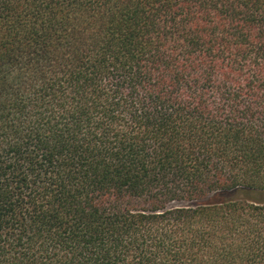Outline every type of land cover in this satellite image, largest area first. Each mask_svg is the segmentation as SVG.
<instances>
[{"label":"trees","instance_id":"16d2710c","mask_svg":"<svg viewBox=\"0 0 264 264\" xmlns=\"http://www.w3.org/2000/svg\"><path fill=\"white\" fill-rule=\"evenodd\" d=\"M0 264H264V0H0Z\"/></svg>","mask_w":264,"mask_h":264}]
</instances>
